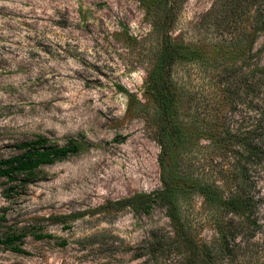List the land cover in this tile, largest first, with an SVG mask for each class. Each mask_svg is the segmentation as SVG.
I'll use <instances>...</instances> for the list:
<instances>
[{"label":"rangeland","instance_id":"1","mask_svg":"<svg viewBox=\"0 0 264 264\" xmlns=\"http://www.w3.org/2000/svg\"><path fill=\"white\" fill-rule=\"evenodd\" d=\"M172 8L176 44L264 50V0H173ZM161 13V0H0V162L39 135L82 146L26 183L0 178V239L23 234L25 252L0 244V264H156L137 256L147 233L168 230L165 209L144 216L104 206L162 188L154 127L127 112L130 100L150 105L149 116L155 110L145 81ZM188 68H176L180 82L199 86ZM199 144L183 167L209 173L217 161ZM189 204L202 208L196 195Z\"/></svg>","mask_w":264,"mask_h":264},{"label":"trees","instance_id":"2","mask_svg":"<svg viewBox=\"0 0 264 264\" xmlns=\"http://www.w3.org/2000/svg\"><path fill=\"white\" fill-rule=\"evenodd\" d=\"M161 5V15L151 23L152 32L160 35V50L150 55L145 81L155 110L149 116L150 105L130 100L127 112L148 117L154 127L162 188L107 202L104 208L144 216L157 206L165 209L168 230L145 235L140 259L264 264V50H194L176 44L169 36L173 0H161ZM184 65L198 72L199 86L180 82L176 68ZM200 142L217 161L209 173L183 167ZM18 148L20 154L0 162V178L23 175L26 183L39 167L82 150L74 139L58 146L41 135ZM193 195L202 200L199 211L188 210ZM202 227H209L208 238L199 235ZM23 237L7 235L0 244L25 253L17 245Z\"/></svg>","mask_w":264,"mask_h":264}]
</instances>
